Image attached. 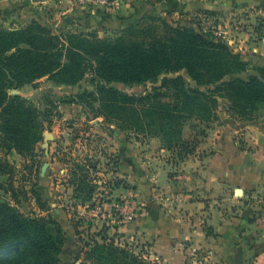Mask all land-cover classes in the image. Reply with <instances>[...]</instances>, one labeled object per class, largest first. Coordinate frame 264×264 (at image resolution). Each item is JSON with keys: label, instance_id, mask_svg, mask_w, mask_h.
<instances>
[{"label": "rangeland", "instance_id": "rangeland-1", "mask_svg": "<svg viewBox=\"0 0 264 264\" xmlns=\"http://www.w3.org/2000/svg\"><path fill=\"white\" fill-rule=\"evenodd\" d=\"M168 2L170 1L135 0V6L127 18L131 17L130 23L133 25L145 15H152L162 17L174 26L194 27L198 31L216 36L230 51L240 55L247 64L246 70L242 71L243 77L264 69V6H255L244 11L237 9L234 4L230 7L208 5L197 11L177 12L167 8ZM29 16L22 8H3L0 2V26L11 30L13 38L15 34L24 37L40 30L36 28L28 33L29 22L35 19L43 21L42 16ZM105 22L106 25L96 21L93 26L83 28L74 21L67 28L57 30L45 20L43 23H47L52 33L59 37V43L54 46L41 42L40 50L28 43H20L13 48L0 43V75L6 79L2 84L8 86L11 83L17 86L8 88V92L12 95L17 94L14 89L22 92L20 96L23 98L19 104L23 108L36 109L45 114L43 120L40 118L42 122L39 126L30 128L28 139L33 138L34 132L40 137L32 147L29 146L30 149L26 150L27 146L23 145L20 146L23 147L22 150L17 146L11 151L1 149V157L8 161L11 171L10 174L0 175V196L4 198V202L17 206L27 215L48 217L62 226L68 238L62 254L63 264H101L97 255L99 251L92 253V250L98 243L103 245L112 241L116 246L147 259L150 264H171L160 252L177 246L174 242L170 244L163 241L162 235L156 234V229H150L149 232H153L151 234L137 229L125 232L123 227L135 221L154 200L170 219L176 218L179 214V201L175 198L182 197L157 186H151L154 193L150 197L145 195L138 188L137 182L131 183L125 176L116 174L120 168L116 157L111 155L114 153L110 152L111 147L115 148V142L121 145L122 138L132 141L135 146H149L152 152L157 153L160 149L159 157L170 165L169 173L174 176L177 175L175 166H179L180 162L193 154L194 152L189 153L191 147L197 142L199 145L204 135L215 126L228 123L235 127L239 123L248 122L261 123L264 126V105H261L256 111V117L251 120L238 118L223 99L215 108L218 119L210 120L198 114L174 120V117L162 115L163 112L157 111L155 107L152 110L155 113L144 112L142 116L145 123H151V126L140 130L127 126L134 120L131 109L114 111L110 116L104 115L100 103L102 87L139 96L154 92L165 76L174 75L163 74L144 83L109 81L101 77L97 69L98 57L94 56L97 54H86L84 49L77 50L78 56L70 53L68 48L72 47V42L67 37L69 34H84L88 39L85 42L86 48L92 47L96 41H110L119 37L124 20L111 17ZM245 43L247 46H242ZM28 45L32 46L33 54L40 55L44 50L57 54L39 68H28L21 64L27 57L22 49H30ZM51 66L54 71L49 73ZM46 70L48 71L44 76L35 78V75ZM177 75L185 77L187 86H195V82L185 72ZM197 106L194 105L196 108ZM48 131L60 136L57 140L54 138L50 141L49 153H46L44 140ZM67 133L72 135L73 149L72 143L65 146ZM78 137L86 140L83 156L79 147L75 146ZM52 145L55 151L53 156L50 153ZM100 154L102 157H99ZM45 162L57 166L50 173V166L48 167L46 181L42 182L45 185L42 191L44 206L41 207L31 190L35 183L42 185L38 175H41ZM114 163L117 169L112 168ZM140 167V164L135 166V172L146 173ZM62 168L63 174L60 173ZM102 171L106 174L103 178L99 174ZM78 184L82 185L81 189L75 191ZM69 187L73 190L69 191ZM93 194H97V197L93 198ZM26 195L28 200L25 199ZM16 200L19 202L16 203ZM92 208L97 210L89 211ZM166 229L171 233L174 227L167 226ZM184 243L190 245V241ZM190 262L219 264L207 248L193 251L185 264Z\"/></svg>", "mask_w": 264, "mask_h": 264}, {"label": "trees", "instance_id": "trees-1", "mask_svg": "<svg viewBox=\"0 0 264 264\" xmlns=\"http://www.w3.org/2000/svg\"><path fill=\"white\" fill-rule=\"evenodd\" d=\"M85 15L104 25L105 20L112 17V14ZM125 19H121L124 23L119 37L110 41H96L90 48L85 46L88 39L84 34H69L67 37L72 47L68 50L77 56L78 49H84L86 54H97L94 55L98 57L97 69L101 77L109 81L144 83L163 74L174 75L165 76L154 92L139 96L102 87L100 103L104 115L131 109L134 120L127 126L140 130L151 126V123H145L142 116L144 112L155 113L152 111L155 107L163 112L162 115L174 117V120L191 114L208 120L218 119L215 108L223 99L238 118L251 120L256 117V111L264 105V69L243 77L242 71L246 70L247 64L240 55L230 51L216 36L194 27L174 26L166 19L152 15H145L133 25L130 23L131 17ZM46 24L35 19L28 23L27 31L30 33L39 28L37 33L24 37L15 34L14 38L11 30L0 26V43L8 48L28 43L37 46L38 50L41 42L56 46L59 37ZM31 45H28L30 49H22L27 57L21 64L28 68H39L57 54L47 50L40 55L33 54ZM51 68L49 73L54 71ZM47 71L35 75V78L44 76ZM180 72H185L195 86H187L185 77L177 75ZM5 81L0 75V151H11L14 146L22 150L21 145L27 146L28 150L40 138L34 132L33 138L28 139L30 128L39 126L45 114L36 109L23 108L19 104L23 97L8 92V88L17 86L11 83L5 86L2 84ZM196 104L197 108L194 107ZM197 146L198 142L189 153L195 152ZM9 166L0 154V175L10 174ZM46 177L38 175L41 183L46 181ZM44 185L35 183L31 190L41 207L44 206ZM81 186L78 184L75 191H79ZM25 199H29L28 195ZM67 241L66 233L56 220L30 216L15 205L4 201L0 203V264H63L62 254ZM94 251H99L97 255L101 264H150L147 259L116 246L113 241L96 244L92 253Z\"/></svg>", "mask_w": 264, "mask_h": 264}, {"label": "crops", "instance_id": "crops-1", "mask_svg": "<svg viewBox=\"0 0 264 264\" xmlns=\"http://www.w3.org/2000/svg\"><path fill=\"white\" fill-rule=\"evenodd\" d=\"M263 1L176 0L168 2L167 8L177 12H192L208 5L230 7L234 4L237 9L245 11L264 6ZM0 2L3 8H22L24 13L30 14L29 17L42 16L43 21H49V25L57 30L67 28L74 21L83 28L94 23L93 19L86 18L85 14L78 11L60 15V4L56 0ZM133 6L135 0H121V6L112 14V18H127ZM242 46L246 47L247 44ZM67 135L65 146L72 143L73 149L72 135ZM54 136L57 140L60 135L54 133ZM85 141L78 137L75 142L82 156ZM120 143L117 145L115 142V148L111 147L110 151L114 152L111 155L116 157L119 164L120 169L116 174L125 176L131 183L137 182L138 188L148 197L154 193L151 186L182 197L177 204L179 214L176 218L170 219L154 200L135 221L123 227L125 232L137 229L153 234L149 232L150 229H156V234L162 235L163 241L177 245L160 252L171 264H185L193 251L204 248L211 250L219 264H264L263 124L248 122L235 127L228 123L215 126L204 135L196 151L180 162L179 166H175L177 175L174 176L169 173L170 165L159 157L160 149L157 153L152 152L149 146H135L132 141L122 138ZM54 152L52 145V156ZM139 164L146 173L135 172V166ZM55 166L50 163L49 173ZM63 172V168L60 169V173ZM99 174L102 178L106 176L104 171ZM71 187L69 191L73 190ZM95 196L97 194H93V198ZM3 200L0 196V203ZM167 226L174 227L171 233L166 229ZM185 241H190V245Z\"/></svg>", "mask_w": 264, "mask_h": 264}, {"label": "built area", "instance_id": "built-area-1", "mask_svg": "<svg viewBox=\"0 0 264 264\" xmlns=\"http://www.w3.org/2000/svg\"><path fill=\"white\" fill-rule=\"evenodd\" d=\"M60 4L59 13L65 15L67 12L78 11L83 14H113L121 6V0H56ZM117 166L114 163V167ZM179 201L180 198H175ZM97 208L89 209L95 212ZM132 218V216L130 217Z\"/></svg>", "mask_w": 264, "mask_h": 264}, {"label": "water", "instance_id": "water-1", "mask_svg": "<svg viewBox=\"0 0 264 264\" xmlns=\"http://www.w3.org/2000/svg\"><path fill=\"white\" fill-rule=\"evenodd\" d=\"M14 93H17L19 95H22V92L18 89H14ZM55 138L54 133L51 131H48L45 134V140H44V147L46 149V153H49V146H50V141L53 140ZM50 166L49 162H45L43 167H42V172H41V176L45 177L47 175V170L48 167Z\"/></svg>", "mask_w": 264, "mask_h": 264}]
</instances>
